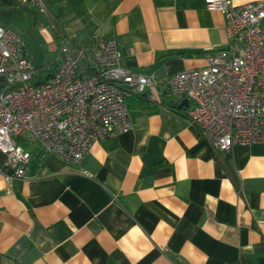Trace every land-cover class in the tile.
<instances>
[{
  "label": "crops",
  "instance_id": "0c3cea01",
  "mask_svg": "<svg viewBox=\"0 0 264 264\" xmlns=\"http://www.w3.org/2000/svg\"><path fill=\"white\" fill-rule=\"evenodd\" d=\"M52 1L66 8L55 38L34 5L0 0L34 16L50 55L40 68L62 43L93 57L115 38L125 67L160 82L227 43L224 15L206 0ZM158 94L132 91V129L94 141L77 165L33 142L18 178L0 150V264H264V142L219 152L183 98L170 107Z\"/></svg>",
  "mask_w": 264,
  "mask_h": 264
},
{
  "label": "built area",
  "instance_id": "2783aa9c",
  "mask_svg": "<svg viewBox=\"0 0 264 264\" xmlns=\"http://www.w3.org/2000/svg\"><path fill=\"white\" fill-rule=\"evenodd\" d=\"M16 2L45 11L42 0ZM206 7L223 13L226 45L206 52L202 66L160 82L125 67L115 38L93 57L84 45L62 43L53 73L38 81L25 41L0 23V150L12 176L22 177L32 158L24 144L38 143L77 165L94 141L132 129L126 103L132 91L152 102H159L158 91L187 98L188 122L219 152L264 142V0H206Z\"/></svg>",
  "mask_w": 264,
  "mask_h": 264
},
{
  "label": "rangeland",
  "instance_id": "374dc122",
  "mask_svg": "<svg viewBox=\"0 0 264 264\" xmlns=\"http://www.w3.org/2000/svg\"><path fill=\"white\" fill-rule=\"evenodd\" d=\"M35 7L38 16L42 19L47 29L51 32L53 38H55V31L53 29V25L46 20L48 19V12L46 11V9L45 11H41L38 6ZM33 18L34 16L27 15L16 4L3 7L0 6V20L3 21V23L14 28L15 30L20 31V33H22L26 37L29 44L32 62L37 67L39 74L40 66L44 64V61L48 60L50 55L47 54L46 51L43 54L42 49L40 47L41 44H39V42L36 40V38H40L41 36L38 32V28H35L34 26ZM42 45L44 48H46V45ZM52 49L53 48H51V50Z\"/></svg>",
  "mask_w": 264,
  "mask_h": 264
},
{
  "label": "trees",
  "instance_id": "16d2710c",
  "mask_svg": "<svg viewBox=\"0 0 264 264\" xmlns=\"http://www.w3.org/2000/svg\"><path fill=\"white\" fill-rule=\"evenodd\" d=\"M46 11L50 17V21L54 26V30L59 34L62 32V23H63V16L66 13V8L60 5H55L52 0H42ZM55 64L52 63L49 69H42L39 70L38 81L48 78L54 71Z\"/></svg>",
  "mask_w": 264,
  "mask_h": 264
},
{
  "label": "water",
  "instance_id": "95a60500",
  "mask_svg": "<svg viewBox=\"0 0 264 264\" xmlns=\"http://www.w3.org/2000/svg\"><path fill=\"white\" fill-rule=\"evenodd\" d=\"M186 102L188 103V99L187 98H183V100L181 101V103ZM167 106L170 107H174L177 105V102L173 99V98H169L166 102Z\"/></svg>",
  "mask_w": 264,
  "mask_h": 264
}]
</instances>
